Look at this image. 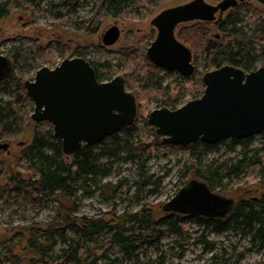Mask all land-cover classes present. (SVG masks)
<instances>
[{"label":"rangeland","instance_id":"rangeland-1","mask_svg":"<svg viewBox=\"0 0 264 264\" xmlns=\"http://www.w3.org/2000/svg\"><path fill=\"white\" fill-rule=\"evenodd\" d=\"M133 0L123 14L119 17L106 14L101 26L96 33H88L86 29L73 28L68 23L71 20H84L92 18L99 10L100 0H80L76 11L70 17H62L59 12H66L61 6L62 0H44L37 10L15 7L13 0H0L11 8L9 16L0 21L2 36L0 38V53L12 57L21 44H34L41 48L34 56V64L26 73L24 81L33 80L36 72L44 66L54 68L67 58L83 57L91 62L109 61L111 67L105 73L104 81H109L116 76L130 77L132 83L138 86L127 89L133 92L138 99L139 111L134 125L137 129L130 135V126L118 131L120 141L131 147L127 142L146 143L136 153V157L124 160L121 157L108 159L103 157L101 163L109 162L112 169L108 176H98L95 182H89L92 192L81 190L74 195L73 200L67 201L72 205L75 202L73 216H83L94 219L108 218V212L116 210L138 211L154 209L156 217L164 215L163 206L171 200L179 190L193 179L194 173L190 169L212 166H232L243 158L252 157L258 148L264 146V132L252 136L250 140L227 138L210 146L209 143H200L193 147L192 144H169L163 141V135L157 133L156 127L149 122V113L156 108L164 106L167 94L154 90H146L147 85L139 82L138 74L143 76L145 71L152 70L154 81L160 82L164 87L172 86V95L178 92L175 99L178 108L194 99L190 92L191 83L175 70L165 68L156 69L153 62L147 57L148 47L157 36V28L152 24V19L162 10L191 0ZM217 3L220 0H207ZM258 8L264 9V4L258 0H247ZM227 10L222 17L230 12ZM220 16V15H218ZM201 21H190L178 25L177 30L190 27ZM204 22V21H203ZM121 29L119 40L112 45H105L102 41L103 33L112 25ZM209 37L222 36L219 24L209 23ZM192 30V29H190ZM194 30V29H193ZM195 56V51L193 52ZM194 78L195 91L200 97L205 89L204 83H199L203 72L197 69ZM16 72H23L15 68ZM140 83V84H139ZM177 93V94H178ZM18 92L0 89V106L14 102ZM13 130L16 133L5 132L0 125V142H9L10 150L0 152V264H39V255L31 251L29 245L30 228H47L52 225L57 227V219L62 215L60 201L52 198H36L34 192L14 194L9 185L8 174L19 172L23 177L29 174L23 170L25 166L24 150L30 146L35 129L39 124L52 126L47 121L37 122L32 118L35 111V102L28 96L17 104ZM143 114V115H142ZM23 124L19 127V124ZM153 128L156 130L154 133ZM110 139L99 144L98 152L106 153L104 146ZM151 146V144H153ZM264 156V148L259 152ZM133 158V159H132ZM150 176L152 183L144 186L146 178ZM156 182V183H155ZM225 182V181H224ZM10 186V187H9ZM110 186L112 187L110 189ZM117 187L115 191L114 187ZM11 188V189H10ZM151 190H154L153 192ZM224 193L239 202L241 199L264 194V184L257 168L248 163L242 164V170L226 184ZM34 194V196H33ZM65 213L68 210L63 209ZM186 215V214H185ZM204 217L186 215L183 222L184 234L180 237L168 233L161 237L159 243H139L126 251L122 245L111 244L109 239L112 232L102 231L96 239L89 242L81 238L82 254L87 258V263L95 260V264H264V244L255 245L251 237L238 228L225 231H216L208 227ZM60 226V225H59ZM164 226V224H163ZM61 230H59V233ZM71 234H74L73 232ZM69 241L59 240V247L69 246ZM76 243H74L75 245ZM102 244V245H101ZM96 254V255H94Z\"/></svg>","mask_w":264,"mask_h":264},{"label":"trees","instance_id":"trees-1","mask_svg":"<svg viewBox=\"0 0 264 264\" xmlns=\"http://www.w3.org/2000/svg\"><path fill=\"white\" fill-rule=\"evenodd\" d=\"M43 1L13 0L15 7H22L26 10L33 9V11L39 9ZM132 2L133 0H100L99 10L92 18L75 19L68 24L76 29H86L88 33H96L106 14L119 17ZM155 2L157 1L155 0ZM79 4L80 0H62L61 6L66 9V12H59V15L64 18L70 17V14L76 11ZM10 12L11 8L7 7L6 3L0 2V21L9 16ZM208 24V22L201 21L190 27L176 30L177 37L188 45L193 52H196L195 56L193 55V60L202 63V66L198 65L197 69L201 70L203 74L227 64L242 68L247 72L264 65V9L258 8L247 0L240 2L231 8L226 17L220 19L218 24L223 34L218 38L209 37L210 28ZM40 51L42 50L37 45L29 43L24 46L22 43L20 49L18 48L11 57L13 63L11 74L0 81V89L17 91L19 94L14 102L10 101L5 106H0V125L5 132H12L11 134L17 132V130H13V126L14 121L18 120L16 116L17 104L26 97L24 78L32 66L31 63L34 62V56ZM91 63L95 68L98 80L104 81L105 73L111 67V63L109 61ZM154 67L160 69L158 66ZM15 68H21L23 72H16ZM183 78L191 83L189 90L193 93L194 99L198 98L194 89V78L192 76H183ZM138 79L144 86L147 85L146 90L167 94L163 107L174 108L175 99L180 94L176 92L173 97L172 90L174 89L172 86L164 87L160 82L154 81L152 70L145 71L141 78L138 74ZM125 83L126 86H138L132 83L130 77L125 79ZM202 83L203 77L196 84L201 85ZM137 106V115L139 111L143 113V108L139 109L138 99ZM22 125L20 123L19 127ZM125 128L127 127L123 129ZM136 129L137 127L134 124L130 126V135ZM153 131L156 133L154 128ZM252 138L251 136L243 140ZM107 139H110V142L104 146L107 152H98L99 144ZM105 140L93 145L83 144L74 154L67 155L63 151L61 138L55 135L52 126L39 124L34 131L32 143L23 153L25 158L23 170L29 174V178L23 177L21 172H19V176L17 172L12 171L8 174L9 185L12 186V189H10L14 194L19 195L30 190V192L37 195L36 198L38 199H48L53 196L61 197L58 199L61 203L59 215L62 216L60 218L58 216L57 227L50 225L47 228L35 226L30 228L29 245L31 251L39 255V264H95V260L90 263L86 262L87 258L82 254L80 240L84 238L89 243L96 239L102 231L106 230L112 232L109 242L122 245L126 251L139 243L147 242L151 245L159 243L161 237L168 233H174L181 237L184 234L183 222L186 215L204 217L208 221L207 226H212L216 231H225L232 227L238 228L251 237L253 244H264V194L251 199L236 201L234 209L228 215L222 217H205L198 214L185 215L166 210L164 206V215L159 217H156L154 209L146 210L145 208L121 213L112 210L107 213L108 218L106 219H94L86 216L77 218L73 216L72 213L76 205L74 201H72V205H69L67 203L68 199L73 200L74 195L84 189L92 192L93 189L88 185L89 182H95L98 176L109 175L112 166L109 162L101 163L100 160L103 157L107 156L110 159L125 154L124 160L126 161L131 157H136L134 153L139 152L143 146L148 148L150 145V142L143 144L141 142L136 143V141L133 144V142L127 140L126 143L131 147L137 146L136 150H131V148H128L129 146L120 141L118 132ZM200 143H203L201 139L191 144L195 147ZM153 145L154 143L151 144V146ZM209 145L214 146L215 144ZM263 148L264 146L258 148L249 160L243 158L229 167L224 165L215 168L212 166L204 168L197 166L194 168V166H191L190 169L194 173L193 178L201 179L215 192L227 195L224 193L227 191L226 184L236 179L242 170V164L248 161L250 165L257 168L261 176V182L264 184V156L259 155ZM150 183L152 182L149 176L143 184L146 187ZM114 188L116 191L118 186ZM63 209L68 210V212L65 213ZM59 230H61L60 233ZM72 232L74 234H71ZM60 239L69 241V246L59 247ZM74 243L76 244L74 245Z\"/></svg>","mask_w":264,"mask_h":264},{"label":"water","instance_id":"water-1","mask_svg":"<svg viewBox=\"0 0 264 264\" xmlns=\"http://www.w3.org/2000/svg\"><path fill=\"white\" fill-rule=\"evenodd\" d=\"M242 1L191 0L162 10L151 21L157 36L148 47L147 57L158 67L192 76L196 70L193 51L177 37L178 25L190 21L219 23L227 10ZM258 1L264 4V0ZM120 35L121 29L115 24L103 33L102 41L112 45ZM12 70L10 57L0 53V81ZM203 83L200 97L175 109L160 107L149 113L150 124L163 135L164 142L189 145L201 139L213 144L264 132V65L250 72L223 65L206 72ZM25 88L35 102L32 118L53 124L67 155L83 144H98L136 121V95L127 89L124 77L99 81L92 63L83 57L67 58L54 68L41 67L33 80L25 81ZM9 147V142H0V150ZM235 203V198L193 178L164 207L182 214L222 217Z\"/></svg>","mask_w":264,"mask_h":264},{"label":"flooded vegetation","instance_id":"flooded-vegetation-1","mask_svg":"<svg viewBox=\"0 0 264 264\" xmlns=\"http://www.w3.org/2000/svg\"><path fill=\"white\" fill-rule=\"evenodd\" d=\"M214 23V22H213ZM216 24H218V23H216ZM10 59H11V57H10ZM12 60V59H11ZM10 147H11V144H10ZM10 147H9V150H10ZM3 149H1L0 150V152L2 151ZM8 151V150H7ZM206 217V216H205Z\"/></svg>","mask_w":264,"mask_h":264}]
</instances>
